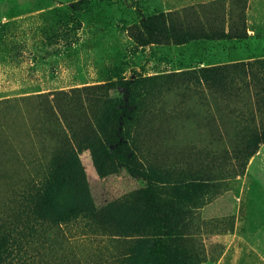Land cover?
Listing matches in <instances>:
<instances>
[{
	"label": "rangeland",
	"instance_id": "rangeland-1",
	"mask_svg": "<svg viewBox=\"0 0 264 264\" xmlns=\"http://www.w3.org/2000/svg\"><path fill=\"white\" fill-rule=\"evenodd\" d=\"M160 12L212 37L138 41ZM255 58L264 0H0V264H264Z\"/></svg>",
	"mask_w": 264,
	"mask_h": 264
},
{
	"label": "trees",
	"instance_id": "trees-1",
	"mask_svg": "<svg viewBox=\"0 0 264 264\" xmlns=\"http://www.w3.org/2000/svg\"><path fill=\"white\" fill-rule=\"evenodd\" d=\"M142 26L144 30L147 31L148 36L140 30L136 32L135 28L132 30L133 35L140 42L151 40L153 42L186 43L191 39L212 37L199 28V26L198 28L192 26L188 19L185 18L181 20L176 15L174 16L171 12H160L154 14L148 20L143 22ZM215 36L217 35L215 34ZM223 36H229V34ZM232 67L245 75L251 76V80L253 78L252 81L256 86L264 87V58H255L235 62ZM108 85L112 84H102L98 87L100 89H104ZM106 104L107 110L102 117V122L105 120L106 124L111 125V132L108 136H106L103 147L108 154L119 155L127 148L126 143L120 142L119 140L120 138L117 125L120 117V109L118 105L113 104L111 101H108ZM253 152H255V150H252L250 154H253Z\"/></svg>",
	"mask_w": 264,
	"mask_h": 264
}]
</instances>
